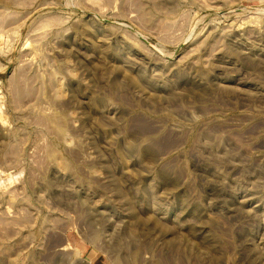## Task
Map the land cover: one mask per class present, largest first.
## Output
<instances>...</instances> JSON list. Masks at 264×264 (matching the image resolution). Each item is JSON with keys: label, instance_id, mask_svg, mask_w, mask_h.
I'll return each instance as SVG.
<instances>
[{"label": "rangeland", "instance_id": "rangeland-1", "mask_svg": "<svg viewBox=\"0 0 264 264\" xmlns=\"http://www.w3.org/2000/svg\"><path fill=\"white\" fill-rule=\"evenodd\" d=\"M0 264H264V0H0Z\"/></svg>", "mask_w": 264, "mask_h": 264}]
</instances>
